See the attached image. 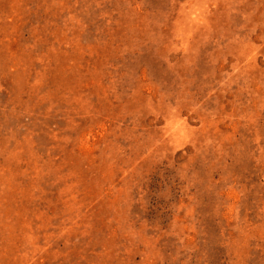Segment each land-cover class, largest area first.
Wrapping results in <instances>:
<instances>
[{"label": "rangeland", "instance_id": "1", "mask_svg": "<svg viewBox=\"0 0 264 264\" xmlns=\"http://www.w3.org/2000/svg\"><path fill=\"white\" fill-rule=\"evenodd\" d=\"M0 264H264V0H0Z\"/></svg>", "mask_w": 264, "mask_h": 264}]
</instances>
